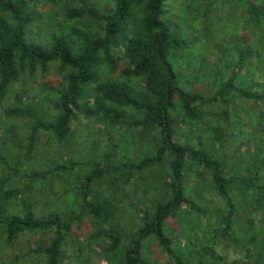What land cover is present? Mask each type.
Masks as SVG:
<instances>
[{
  "label": "trees",
  "instance_id": "obj_1",
  "mask_svg": "<svg viewBox=\"0 0 264 264\" xmlns=\"http://www.w3.org/2000/svg\"><path fill=\"white\" fill-rule=\"evenodd\" d=\"M78 258L264 264V0H0V264Z\"/></svg>",
  "mask_w": 264,
  "mask_h": 264
},
{
  "label": "rangeland",
  "instance_id": "obj_2",
  "mask_svg": "<svg viewBox=\"0 0 264 264\" xmlns=\"http://www.w3.org/2000/svg\"><path fill=\"white\" fill-rule=\"evenodd\" d=\"M217 15L216 14H214V15H211V16H209L210 18H211V22H213V23H215L214 21H216V19H217V17H216ZM216 18V19H215ZM196 23L197 24H200V21L199 20H193V25H194V27L195 26H197L196 25ZM47 26V25H46ZM47 29V28H46ZM201 63V62H200ZM195 66V64H192L191 65V67L189 68L190 70H193V67ZM53 74H55V75H57V73H56V71H54L53 72ZM243 104H242V106H243V108H241V110L242 111H244V109H246V105H247V103H245V102H242ZM46 107L48 108V104L46 103ZM24 123V128H23V130H22V132H20V134H21V136L22 135H27V131H26V128L28 127V125H29V123L27 122V121H24L23 122ZM253 127V126H252ZM252 127H250L249 128V125L248 126H245V127H243V129H236V132H240V131H245V132H250L251 130H253V129H251ZM96 130V129H95ZM94 130V131H95ZM239 130V131H238ZM88 131H90L89 129L87 130V125H79L78 127H77V129H76V133L78 134V136L76 137V139H75V147H73L72 145H71V148H72V150H74L73 151V156L74 155H76V157H78L79 156V151H78V149L79 148H81L80 146H83V145H78V143H77V141L78 142H80L82 139H83V137L86 135V133L88 132ZM93 131V130H92ZM87 137V136H86ZM85 137V138H86ZM84 140H82V142H83ZM26 144V143H25ZM81 144V143H80ZM239 144H240V140L239 139H237V138H233V141H230V143H229V146H228V150L231 152V155H230V157H231V159L230 160H233L234 161V157L236 156V150H235V147H237V146H239ZM77 147H78V149H77ZM84 149H85V147H83ZM83 152H85L84 150H83ZM209 207V206H208ZM207 207V208H208ZM214 207V206H213ZM217 209H218V211L219 212H223V211H226V207L225 206H223V207H221V204L220 205H218V204H216V206H215ZM214 222H216V220H214ZM202 229L201 228H198V229H195V224L194 223H190V224H187V231H188V233H189V235L191 236H193L194 238H195V236H196V238H200V237H202V231H201ZM212 235V234H211ZM69 251L70 250H67V254H69ZM151 252V254L153 255H155V257L157 258V259H159V261H160V263L161 262H163V258L161 257V254H159V251L158 250H151L150 251ZM228 253H229V251H228ZM85 255H87L86 253H85ZM2 257V256H1ZM81 258V257H80ZM80 258H78V262H70V264H82V263H79V261H81V259ZM8 259V258H7ZM2 260H4L3 258H1V261ZM101 259H98V258H96V260H94V259H90L89 260V263L88 264H100L101 263V261H100ZM85 262V261H84ZM84 262H83V264H84ZM101 264H105V262H102ZM107 264V263H106Z\"/></svg>",
  "mask_w": 264,
  "mask_h": 264
}]
</instances>
